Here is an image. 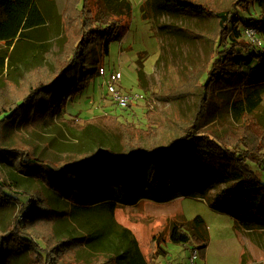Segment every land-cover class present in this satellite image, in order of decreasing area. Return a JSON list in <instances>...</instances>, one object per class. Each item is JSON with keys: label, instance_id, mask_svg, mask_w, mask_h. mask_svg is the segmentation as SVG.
Here are the masks:
<instances>
[{"label": "trees", "instance_id": "obj_1", "mask_svg": "<svg viewBox=\"0 0 264 264\" xmlns=\"http://www.w3.org/2000/svg\"><path fill=\"white\" fill-rule=\"evenodd\" d=\"M38 1L0 0V42L12 44L45 23ZM255 6L260 9L257 17L243 16ZM144 8L182 18L199 16L215 25L203 36L211 40L213 57L196 77L202 100L194 120L184 123L165 145L136 143L125 150L105 146L71 162L46 161L28 146L7 144L4 127L37 126L87 90L104 68L111 44L129 29L133 7L128 0H98L95 11L90 0H67L62 14L65 40L53 73L39 71L21 86L5 89L9 104L0 99V164L13 169L8 175L0 168V210L14 213L12 222L0 230V264L18 258L25 264H57L63 259L73 264H161L169 242L194 244L202 257L208 248L205 221L197 216L187 227L175 225L166 235L155 233L144 249L125 229L129 244L121 254L114 249L84 257L89 239H59L57 224L66 213L53 206L50 194L76 208L103 206L112 213L142 202L169 204L198 197L241 228L264 231V129L254 116L264 95V47L244 33L247 28L264 33V0H235L230 7L214 0H147ZM226 99L244 125L219 133L203 130L209 106ZM18 176L37 187L26 188Z\"/></svg>", "mask_w": 264, "mask_h": 264}, {"label": "rangeland", "instance_id": "obj_2", "mask_svg": "<svg viewBox=\"0 0 264 264\" xmlns=\"http://www.w3.org/2000/svg\"><path fill=\"white\" fill-rule=\"evenodd\" d=\"M128 1L133 7L129 29L111 44L110 55L103 61L104 68L89 88L71 99L66 107H60L53 118L37 126L4 127L7 144L28 146L46 161L71 162L105 146L125 150L128 144L165 145L177 137L184 123L194 120L202 100L201 92L195 88L196 77L213 57L211 40L203 36L213 32L215 25L199 16L182 18L150 8L145 10L147 0ZM214 1L223 7L235 2ZM66 2L38 1L45 23L29 29L12 44L0 42V99L5 104L10 101L5 89L21 86L23 79L39 71L52 74L55 70L65 40L62 14ZM90 2L95 11L98 0ZM259 13L260 9L255 6L251 13H243V16L257 17ZM255 39L264 47V33L256 34ZM103 70L107 77L120 72L122 80L117 90L140 95L141 99L130 108H118L104 84ZM245 72L249 73L250 69L245 68ZM226 101L209 106L203 130L219 133L232 128L238 130L244 125ZM256 112L255 119L258 118L264 129V95ZM0 168L8 175L13 170L8 163H1ZM18 177L26 188L37 187L29 179L24 181ZM260 178L264 182V173ZM50 195L53 206L66 213L57 224L59 239L83 237L90 240L87 252L82 251L84 257L95 256L97 252L110 254L114 249L121 254L122 248L129 244L125 229L144 249L155 233L166 235L173 226L187 227L200 216L205 221L209 244L205 256L198 254L194 264H264V231L241 228L231 216L212 210L198 197H181L169 204L142 202L134 207H118L112 213L103 206L76 208ZM13 214L0 210V230L12 222ZM164 249L166 254L161 256V264H192L193 251L197 250L194 244L171 242ZM56 263L73 264L68 259ZM12 264H25V261L18 258Z\"/></svg>", "mask_w": 264, "mask_h": 264}, {"label": "built area", "instance_id": "obj_3", "mask_svg": "<svg viewBox=\"0 0 264 264\" xmlns=\"http://www.w3.org/2000/svg\"><path fill=\"white\" fill-rule=\"evenodd\" d=\"M246 37L251 40L252 42H258L255 39L256 31L252 28H247L244 31ZM101 74L104 76V84L108 89L109 94L111 95L114 104L120 109H127L130 108L135 101L141 99L140 95L130 94V93H122L121 91L117 90L118 83L122 80V74L120 72H116L111 74L107 77L106 72L103 70ZM198 251H193V257L191 259L192 264H194V260L198 256Z\"/></svg>", "mask_w": 264, "mask_h": 264}]
</instances>
